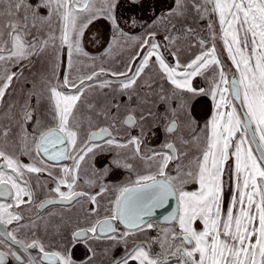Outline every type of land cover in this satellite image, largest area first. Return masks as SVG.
<instances>
[{
  "label": "snow or ice",
  "instance_id": "snow-or-ice-1",
  "mask_svg": "<svg viewBox=\"0 0 264 264\" xmlns=\"http://www.w3.org/2000/svg\"><path fill=\"white\" fill-rule=\"evenodd\" d=\"M93 2L94 0H84L80 11H90ZM131 2L135 5L139 0ZM104 4L105 8L101 14L106 15L119 29L114 15L118 6L117 0H104ZM0 5L4 6L0 10V16L9 17L3 26L8 39L4 38V32H0V64H19L31 55H39L50 41L54 42L56 39L49 34L44 38L36 35L31 41L26 40L25 37L30 34L28 13H31L33 28L36 27L35 22L38 19L46 20L53 13L60 15L62 29L59 40L61 46L67 45L69 56L73 50L83 51L79 37L88 23L96 18L95 14H90L87 23L78 26L77 9L72 5V0H0ZM176 5L177 8L172 10V14L179 15L183 0H176ZM192 7L201 18L209 13L217 16L225 50L235 73H238V78L235 74L231 78L226 75L216 57L214 47L206 52L202 51L184 65L179 63L177 52L172 51L169 55L176 59V64L170 65L161 51V46L155 41L154 31H149L139 44L141 49L146 50L131 57L132 61L142 57L139 64L129 63L125 72H113L112 75L123 78L120 81V89L126 92L134 88L142 78L145 67L151 63L158 67L162 79H167L175 89L190 94L189 98L210 96L214 111L201 130L206 134L200 149L201 155L195 162L178 164L176 175L168 176L166 169L169 162L180 160L183 154H177L173 143H166L165 151H153L149 156H142L140 149L141 137L144 135L143 127L140 137L133 136L126 143L108 138L112 134L108 127H103L99 131L89 132L87 142L80 147V126L73 124L72 117L76 103L83 94L84 80L77 86L66 74L63 85L75 88L76 94L66 95L59 91V86L56 85L49 87L55 113L52 126H44L40 119H35L33 112L26 111L25 104L19 118L15 120L20 129V151H8L0 147V198L10 197L13 201L12 204L0 203V236L6 237V240H0V264H5L7 257H11L15 264H75L66 247L46 246L35 233L29 241L19 239L18 232L27 226L22 224L23 217L11 209L14 206L19 208L21 205H27L33 200L34 192L24 179L26 172H46L49 176L53 175L52 169L42 158L46 157L47 161L53 162L72 160L71 167L61 169L63 175L55 179L56 186L52 191L61 200L87 198L91 204L96 205L91 209L92 213H96L99 207L97 197L107 189L101 186L99 192L89 195L87 192L73 191V188L81 162L87 156L94 155L95 151H103L93 143L94 139L99 137L107 138L108 146H135V154L155 163L157 171L154 174L137 175L129 185L118 186L111 214L97 219L87 228H77L72 233L73 241L103 237L117 244L124 242V255L114 260L113 264H172L173 260L176 264H264V0H192ZM42 10H47V17L41 15ZM21 11L24 13L22 19L19 18ZM132 23L136 24L135 18H132ZM191 31L186 29L188 33ZM123 34L121 31V35ZM164 39L167 41L171 38L165 36ZM205 43L204 40L199 41L202 47ZM210 67L218 69L210 80V87H193L192 79L204 75ZM100 71L103 73L105 70L101 68ZM16 75L17 73L5 69L4 75L0 76V100L7 95ZM96 75L97 73H93L84 79L91 81ZM108 83L105 81L101 87ZM146 86L151 87L150 84ZM173 99L174 95L159 96V101L167 106L165 119L169 113L177 117L187 107L188 100L182 99L176 108H172ZM142 105H149V101L145 99ZM12 107L13 105H9V112ZM8 118L13 119L12 116ZM157 118L151 106L146 109L141 107V125ZM124 123L133 125L136 118L129 114ZM188 123L192 124L190 116ZM29 124L32 126L31 132L28 131ZM176 129L177 124L173 120L167 125L166 132L172 133ZM11 131V127H7L0 132L6 143ZM193 139L197 144L200 143L198 136ZM191 142L183 141L184 144ZM68 146H71V151L76 155H71ZM20 155L30 156L32 163H23ZM111 164L117 168H131V165L118 159L113 160ZM185 168L188 170L185 171ZM108 170L106 167L104 174H107ZM189 180L199 184L198 191L183 190V185ZM62 186L66 187L67 191H62ZM177 193L176 216L179 230L166 229L162 236H157L151 242L159 244L161 251L153 254L150 245L143 242L128 248L129 236L136 231H143L145 225L148 229L153 227L143 218L150 215L154 208L163 206L170 196H176ZM226 196L230 198L226 200ZM40 207H43V203ZM197 221L202 223V230L195 228ZM113 222L125 225L127 230L119 232ZM9 225L15 227L9 231ZM31 226L35 227V224L32 223ZM17 245L20 252L12 250V247ZM32 250L36 251L35 256Z\"/></svg>",
  "mask_w": 264,
  "mask_h": 264
},
{
  "label": "rangeland",
  "instance_id": "rangeland-1",
  "mask_svg": "<svg viewBox=\"0 0 264 264\" xmlns=\"http://www.w3.org/2000/svg\"><path fill=\"white\" fill-rule=\"evenodd\" d=\"M29 2H33V0H29ZM83 4L84 0H72V5L77 9L78 26L87 23L90 14H95L96 18L88 23L87 27L83 29V34L79 37L80 47L83 51L73 50L71 56H69L67 45L61 46L59 40L62 29L60 15L53 13L46 20L38 19L35 22L36 27L33 28L31 13H28L30 34L25 37L26 40L31 41L36 35L44 38L49 34L56 39L54 42L50 41L39 55H31L20 61L19 64L11 62L0 64V76L4 75L5 69L17 73L0 105V132L7 127H11L12 130L7 143L0 135V147H4L8 151H20V129L15 120L19 118L25 104L27 105L26 111L33 112L35 119H40L44 126H52L55 113L53 102L50 100L49 87L56 85L59 86L58 90L66 95L76 94L75 88L63 85L64 77L67 74L77 86L80 85L81 80H84L83 94L76 103L72 117L73 124L80 126V147H83L87 142V134L90 131L103 126L111 130L110 138H115L120 143H126L133 136L140 137L141 127H143L144 135L141 137L140 149L142 156H149L153 151H165L166 143H173L177 154H183L180 160L170 161L169 167L166 169L168 176H175L174 171L178 164L187 165L189 161L195 162L196 158L201 155L200 149L203 147L206 135L201 130L204 129L214 111L211 97L201 95L189 98L190 94L175 89L167 79H162L158 67L151 63L145 67L142 78L138 80L134 88L126 92L120 89V81L123 78L113 76L112 73L125 72L129 63L138 65L142 57H137L135 61H132L131 57L135 56L137 52L146 50L141 49L139 44L142 43L149 31H154L156 33L155 41L161 46V51L167 57L170 65L175 66L176 64V59L169 55L172 51L177 52L179 63L184 65L195 59L202 51L206 52L214 47L216 57L220 60L226 75L233 72L238 78V73H235L232 61L225 50L217 16L209 13L201 18V15L192 7V0H183V7L180 9L181 14L179 15L172 14V10L177 8L176 0H139L135 5L131 0H117L118 6L114 10L119 24V29H117L106 15L101 14L105 8L104 0H94L90 11L81 12L80 8ZM3 7L0 5V10ZM23 15L24 13L21 11L19 18L22 19ZM41 15L47 17V10H42ZM132 18L136 19L135 25L132 23ZM8 19L7 16H0V32L5 33V39L8 37L3 26ZM210 23L211 28H209ZM69 27L71 28V25ZM186 29H191V33L186 32ZM121 31L124 33L123 35H121ZM165 36L171 39L166 41ZM200 40L206 42L203 47L199 44ZM224 59L227 60L228 66L225 65ZM101 68L105 70L103 73L100 71ZM182 70L178 69V71ZM217 70L210 67L204 75L194 77L192 79L193 87L208 89L210 80ZM93 73H97L93 80L84 79ZM105 81L109 83L101 87ZM148 84L151 85L150 88L146 86ZM160 95H174V99L171 101L172 108H176L182 99L188 100L187 107L177 117H173L169 113L165 119L164 113L167 106L159 101ZM145 99L149 101V105H142V101ZM9 105H13L11 112H9ZM90 105L94 107H89ZM117 106H119L118 109ZM148 106H151L153 113L158 118L155 121L148 120L141 125V107L146 109ZM127 114L136 118V123L130 128L122 123ZM8 116H12L13 119L10 120ZM189 116L192 119L191 125L188 123ZM173 120L176 121L177 129L172 133H167L166 127ZM157 125H159L158 128ZM28 131H32L31 124L28 125ZM195 136L200 138L199 144L193 139ZM183 141L192 142L184 144ZM95 144L103 151L97 150L94 155L87 156L81 162L78 177L85 178L86 181H79L77 178L74 186L83 184L86 187L85 192L89 195H95L101 186H104L107 191L97 197L99 207L96 213L91 212V209L96 206L86 199L82 202L77 201L70 207L57 208L42 214L47 217L45 221L50 224L47 232H51L54 237L61 233L70 234L79 226L89 227L99 217L109 216L118 186L129 185L137 175H149L157 171L155 163L135 154L133 145L128 147L108 146L106 139ZM68 151L71 155H76L71 151V146H68ZM19 158L23 163H28L31 157L20 155ZM117 159L131 165V168L115 167L111 162ZM50 165L51 169L65 167V165L61 166L62 164ZM106 167L109 170L107 174H104ZM185 170L188 169L185 168ZM146 228L145 225L143 231H136L129 236L127 246L141 238L143 232L147 230ZM86 243L88 246L94 245L97 253H93L90 257L75 264H108L112 260L111 252L113 250L116 248L125 249L124 242L117 244L115 241L103 237L95 240L90 239Z\"/></svg>",
  "mask_w": 264,
  "mask_h": 264
},
{
  "label": "flooded vegetation",
  "instance_id": "flooded-vegetation-1",
  "mask_svg": "<svg viewBox=\"0 0 264 264\" xmlns=\"http://www.w3.org/2000/svg\"><path fill=\"white\" fill-rule=\"evenodd\" d=\"M3 99L0 100V105L2 103ZM129 114H127L126 116H128ZM125 116V117H126ZM122 120V123L124 126H126L127 128L132 127L133 125L128 126L127 124L124 123V119ZM106 127V126H103ZM100 127V128H103ZM100 128H98L97 130H99ZM97 130H93V131H97ZM110 130V129H109ZM92 132V131H90ZM111 132V130H110ZM168 133V132H167ZM110 138V137H108ZM107 138H104L102 140L99 141H93V143H97V142H101L103 140H105ZM16 147H14L15 149ZM171 154V153H169ZM43 159H45L44 157H42ZM48 166H51L50 164L53 165H57V164H62L61 166L65 165V167H71L72 166V160L68 159V160H64V161H60V162H52V161H47V159H45ZM22 161V160H21ZM25 164L28 163H32V159H29V162H24ZM64 168V166L62 167ZM62 168H55L52 169L53 171V175L49 176L46 172L45 173H40V174H36V173H25L24 179L28 182L29 187L31 188V190H33L34 192V197L33 200L27 204V205H21L19 208H16L15 206L11 209V211H13L14 213H18L23 217L22 220V224L26 225L27 227L22 228L19 232H18V238L19 239H24L26 241H29L32 238L33 233H35V236L37 238H39L40 240H42L45 245H53V246H58L60 248H65L67 249V251L71 254V258L75 263L80 262V260H83L87 257H90L93 253L96 254V247L94 245L93 248L92 246H88L87 245V241L90 239H81L78 242L77 241H73L72 239V233L75 232L77 230V228H87L86 226H79L77 228H75L70 234H58L56 237H54L52 235L51 232H47L48 227L50 226V224L45 221V218L42 214H45L46 212H49L50 210L53 211V209H59V208H66V207H70L72 204H74L75 202L79 201H85L87 198H76L68 203H64V204H48L46 205V203H44L47 200H52V199H57L59 198L58 195L52 191L53 188H55L56 184H55V179L59 178L60 176L63 175V172L61 171ZM187 171V170H185ZM175 175H176V170L174 171ZM78 180L80 181H86L85 178H79ZM86 187L81 184L80 186H74L73 191L76 192H85ZM62 191H67L66 187L62 186ZM183 190L184 191H188V192H192V191H198L199 190V184L189 180L187 183H185L183 185ZM95 194V193H94ZM177 208H178V193H177ZM230 196H226L225 199L228 200ZM25 199H27L25 197ZM0 203H8V204H12L13 201L11 200L10 197H4V198H0ZM43 203V207H40V205ZM96 206V205H93ZM108 216V215H106ZM105 216V217H106ZM105 217H99L98 219H102ZM96 221V220H95ZM94 221V222H95ZM32 223L35 224V227H32ZM146 223H150L153 225V227L151 229L146 228L147 230H145V232H143V236L141 238H138L136 241H134L133 243L128 245V248H131L133 246V244L136 243H141L143 242L146 245H150L151 247V251L153 254L158 253L161 251L159 244H154L151 243L157 236H162L163 233L165 232L166 229H176L177 231L178 229V217L175 216V218L170 222V223H166V222H161L158 224H155L151 221H148ZM13 227H15V225H9L7 226L8 230L11 231L13 229ZM115 227L120 231V232H124L127 229H123L121 227H119L116 223H115ZM202 223L197 221L195 223V228L197 230H202ZM0 240H6V237H2L0 236ZM89 249H91L92 251H89ZM13 251H17L20 252L19 246H13L12 247ZM122 251V252H121ZM118 252H120L119 254H117ZM125 249L121 250V249H115L111 252L112 260L108 263V264H113L114 260L119 259L120 257H122L124 255ZM116 253V254H115ZM32 254L35 256L36 255V251L32 250ZM21 255H24L23 253H21ZM5 264H15V261L11 258V257H7ZM172 264H176V261L173 260Z\"/></svg>",
  "mask_w": 264,
  "mask_h": 264
},
{
  "label": "water",
  "instance_id": "water-1",
  "mask_svg": "<svg viewBox=\"0 0 264 264\" xmlns=\"http://www.w3.org/2000/svg\"><path fill=\"white\" fill-rule=\"evenodd\" d=\"M208 7L210 8L211 5H208ZM232 76H233V72H230L228 77L231 78ZM236 103L238 104L239 102L236 101ZM128 126H130V125H128ZM97 131H99V130H97ZM104 138L105 137L95 138L94 141H99V140H102ZM59 147H63V146H59ZM44 158L47 159L46 157H44ZM61 161H64V160H61ZM58 162H60V161H58ZM47 201H51V203H46V205H48V204H56V203L64 204V203L70 202V201H67V200H61L60 198L47 200ZM176 211H177V196H170L163 206L154 208L152 210L151 214L148 215V216H145L143 219L146 222L151 221V222H153L155 224H158V223H161V222L170 223L175 218ZM113 223H114V227H115V223H116L119 227H121L123 229H126V226L123 225V224H120L118 222H113Z\"/></svg>",
  "mask_w": 264,
  "mask_h": 264
},
{
  "label": "trees",
  "instance_id": "trees-1",
  "mask_svg": "<svg viewBox=\"0 0 264 264\" xmlns=\"http://www.w3.org/2000/svg\"><path fill=\"white\" fill-rule=\"evenodd\" d=\"M164 3V2H163ZM225 58V57H224ZM224 62H225V65H227L228 66V64H227V60L226 59H224Z\"/></svg>",
  "mask_w": 264,
  "mask_h": 264
}]
</instances>
